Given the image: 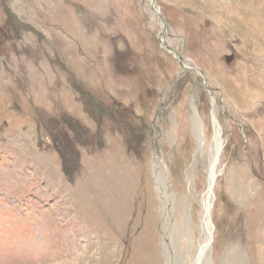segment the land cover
Wrapping results in <instances>:
<instances>
[{"label":"rangeland","instance_id":"obj_1","mask_svg":"<svg viewBox=\"0 0 264 264\" xmlns=\"http://www.w3.org/2000/svg\"><path fill=\"white\" fill-rule=\"evenodd\" d=\"M199 257L264 264V0H0V264Z\"/></svg>","mask_w":264,"mask_h":264},{"label":"bare ground","instance_id":"obj_2","mask_svg":"<svg viewBox=\"0 0 264 264\" xmlns=\"http://www.w3.org/2000/svg\"><path fill=\"white\" fill-rule=\"evenodd\" d=\"M219 131V130H218ZM214 146H213V154L211 157V161H210V168H209V178H208V188H207V197L205 200V205H204V210H205V235H206V241L204 242V244L201 247V255H203V257L205 258L206 253L210 250V243L213 241V225L211 224V219L210 217V212H211V207L213 205L214 202V181H215V169H216V165L218 163L219 160V155H220V151L222 149V139H221V135L220 132H217V134L215 135L214 133ZM199 260H201V262H199V264H204L203 262V258L199 257Z\"/></svg>","mask_w":264,"mask_h":264},{"label":"water","instance_id":"obj_3","mask_svg":"<svg viewBox=\"0 0 264 264\" xmlns=\"http://www.w3.org/2000/svg\"><path fill=\"white\" fill-rule=\"evenodd\" d=\"M165 46H166L167 49L173 50L172 48H170V47L167 46L166 44H165ZM176 55H177L178 58L180 57L178 54H176ZM199 71H200V70H199ZM200 72H201V71H200Z\"/></svg>","mask_w":264,"mask_h":264}]
</instances>
